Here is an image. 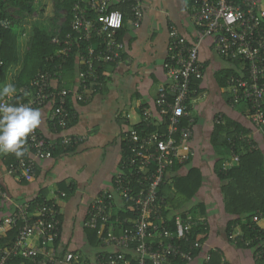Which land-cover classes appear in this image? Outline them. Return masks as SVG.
<instances>
[{
    "label": "built area",
    "instance_id": "built-area-1",
    "mask_svg": "<svg viewBox=\"0 0 264 264\" xmlns=\"http://www.w3.org/2000/svg\"><path fill=\"white\" fill-rule=\"evenodd\" d=\"M118 2L130 5L132 25L139 26L144 16L142 0ZM116 3L77 0L71 30L63 33L61 25L54 31L52 42L59 46L58 57L65 62L77 51L79 90L62 85L64 81L54 85V79L62 80L60 70H40L14 96L0 98V104L38 108L51 103L52 125L57 130L66 129L73 120L70 98L84 101L100 91L105 83L101 68L122 60L124 44L119 33L124 28V14L113 8ZM191 4L200 37L188 41L176 27L171 28L164 64L167 82L158 90L155 109L140 108L139 123L131 125L125 135L121 172L113 188L102 192L88 208L84 226L97 230L101 247L95 253L97 264H174L175 258L191 263L196 252L204 253L205 260L211 259L205 242H191L192 231L206 225V217L191 211L170 216L169 203L162 194V186L171 183L176 169L186 166L195 155V119L189 109L196 93L193 80L202 78L204 72L199 59L204 37L213 38L214 50L220 56L244 64L243 74L227 79L231 104L247 102L251 121L264 130V0H192ZM0 24L9 28L13 20L2 19ZM216 123H224L223 115ZM82 140L84 137L65 135L52 142L36 128L26 137L25 155L9 164L8 173L31 181L36 175V160L51 156L58 146L66 150ZM229 142L234 164L240 161L235 151L238 143L247 144L249 149L257 147L244 133ZM230 167L227 163L223 170ZM5 198L8 193L0 186V199ZM55 199L16 204L15 210L0 220V239L16 229L13 240L0 244V264H88L79 252L62 253L58 244L62 220ZM262 221L263 212L252 217V224L259 228L254 235L246 236L239 225L228 232L234 245L250 248L256 259H264ZM112 247L116 249L110 250Z\"/></svg>",
    "mask_w": 264,
    "mask_h": 264
},
{
    "label": "crops",
    "instance_id": "crops-1",
    "mask_svg": "<svg viewBox=\"0 0 264 264\" xmlns=\"http://www.w3.org/2000/svg\"><path fill=\"white\" fill-rule=\"evenodd\" d=\"M191 3L192 0H142L144 16L140 25L133 26L132 17H128L124 23L121 37L124 44L122 60L104 64L102 70L105 83L100 91L84 101L70 98L68 105L74 114L66 129L59 131L52 125L51 103L38 107L42 117L37 129L48 140L59 141L65 135L84 137V140L70 147L71 149L57 150L58 146L51 156L36 160V175L31 181L19 180L9 174L8 166L13 153L0 152V185L8 193V198L0 199V220L11 214L16 204L32 203L42 193L45 196L39 198L41 200L38 202L56 198L54 201L62 220L58 238L62 253L73 250L79 252L88 264H97L95 253L101 248L98 234V242L92 244L89 230L84 226L88 208L102 192L113 188L114 180L121 172L125 135L131 125L139 123L140 108L144 106L155 109L158 90L167 82L164 64L168 55L171 28L176 27L188 41L200 37V29L192 16ZM32 4L33 11L23 15L17 14V8L13 6L9 8L10 13L20 20L17 29L19 60L5 73L0 71V87L12 83L18 91L20 87L27 85L17 86V82L31 49L34 28L37 26L55 31L66 21L65 11H61V17L55 21L54 0H33ZM213 42L210 36L203 38L199 47V59L204 65V72L202 78L193 80L196 93L191 99L189 111L195 119L192 139L195 155L186 166L177 168L172 176L173 179L175 176L185 175L195 167L200 169L204 180L195 197L180 206L174 204L176 195L172 187L166 195L168 214L172 216L191 211L189 207L195 206L194 215H205L209 223L206 249L215 248L221 255V264H264V259L254 257L253 250L234 245L229 239L228 223L231 216L225 210L222 183L217 174L219 166L223 170L227 163L231 164L230 168L240 163H233V150L229 142L230 139L235 140L240 133L246 134L256 144L255 150L264 154V130L251 121L247 102H240L235 106L231 104L232 93L227 79L233 74H243L244 64L220 56L214 50ZM62 69L61 65L60 70ZM78 70L76 60L74 74L65 76V73L63 75L59 71L62 80L54 79V85L64 81L65 84L62 85L79 90ZM128 114L132 116L130 119ZM219 115L224 117L222 124L216 123ZM228 133L230 136H227ZM226 136L225 142L223 138ZM235 151L240 156L238 148ZM200 195L201 199L196 198ZM199 203L206 208L204 214L201 213V207L197 206ZM234 225L242 228L240 223ZM81 250H86V253L83 254ZM203 258L204 253H200L190 264H203Z\"/></svg>",
    "mask_w": 264,
    "mask_h": 264
},
{
    "label": "trees",
    "instance_id": "trees-1",
    "mask_svg": "<svg viewBox=\"0 0 264 264\" xmlns=\"http://www.w3.org/2000/svg\"><path fill=\"white\" fill-rule=\"evenodd\" d=\"M76 1L77 0H54L56 22L57 19L61 17L60 12L65 11L64 15L66 21L62 26L63 33L71 30L70 21L73 17V7ZM32 3L33 0H0V22L2 19L6 18L13 20V24L9 28H4L0 24V60L2 61L0 71L2 74L5 73L11 65L17 64L19 60L17 56V29L19 28L18 26H20V20L16 19L14 15L10 13L9 8L12 6L17 8V14L23 15L25 12L31 13L33 11ZM113 8L123 12L124 23L128 17H132L130 5L127 3L118 2L113 5ZM122 33L123 29L119 33L120 39ZM53 36L54 30L48 31L37 26L34 28L31 49L27 54L26 63L21 78L17 82V86L29 84V81L34 78L36 73L40 70L58 71L61 65L63 69L60 71L63 75L64 73L65 76L74 74L77 60L75 52L77 51L75 50L70 54L64 62L62 58L57 56L59 46L52 42ZM93 40L96 41V38ZM71 114L72 116L74 114L72 110ZM227 136H230V134L228 133ZM227 136L225 139L223 138V141L226 142ZM59 141H61V139ZM237 148L240 152V163L229 168L227 171L221 170L219 166V168H217V174L222 183L221 190L224 196V207L226 212L231 216L228 223V230L230 231L233 224L240 223L245 235L250 236L259 233L258 226L252 224V217L258 212L264 213V154L260 150H249L248 145L244 143H238ZM58 149L64 148L60 146L57 150ZM12 156L10 162L18 159L14 154ZM203 178L200 169L193 167L189 169L187 174L175 176L171 180V183L163 185L162 194L165 196L168 195L171 191L170 189L174 187L176 195L174 204L176 203L175 205L177 206L184 205L195 197L197 192L201 189ZM44 196L45 194L42 193L41 196L32 201V204H36L35 201H40L41 199L39 198H44ZM197 206L201 207V213L204 214L206 212V208L203 204L199 203ZM189 208H191V212L193 213L195 206ZM208 224L207 222L206 225H200L194 228L191 233L192 243L196 241L205 242L209 235ZM88 230L90 242L96 244L98 242L96 237L97 230ZM15 235L16 229L9 231L7 238L0 239V244L5 245L9 243L14 239ZM238 246L244 247L242 244ZM210 252L211 259L205 260L203 258V264H221V255L219 252L215 249H211ZM199 254L200 252H196V257ZM173 263L190 264L177 258L173 260ZM28 264H30L29 261Z\"/></svg>",
    "mask_w": 264,
    "mask_h": 264
},
{
    "label": "clouds",
    "instance_id": "clouds-1",
    "mask_svg": "<svg viewBox=\"0 0 264 264\" xmlns=\"http://www.w3.org/2000/svg\"><path fill=\"white\" fill-rule=\"evenodd\" d=\"M16 91L14 84L6 83L0 87V98L12 97ZM41 117L39 108L0 104V152L24 156L26 137L41 124Z\"/></svg>",
    "mask_w": 264,
    "mask_h": 264
},
{
    "label": "rangeland",
    "instance_id": "rangeland-1",
    "mask_svg": "<svg viewBox=\"0 0 264 264\" xmlns=\"http://www.w3.org/2000/svg\"><path fill=\"white\" fill-rule=\"evenodd\" d=\"M57 29H58V28H57ZM196 198H199V199H201V195H200L199 197H197V196H196ZM81 251H83V252H82L83 254H85V253H86V250H81Z\"/></svg>",
    "mask_w": 264,
    "mask_h": 264
}]
</instances>
